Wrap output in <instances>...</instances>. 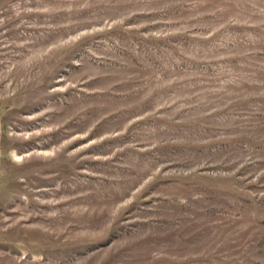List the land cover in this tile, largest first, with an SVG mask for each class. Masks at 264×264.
I'll list each match as a JSON object with an SVG mask.
<instances>
[{"label":"rangeland","instance_id":"rangeland-1","mask_svg":"<svg viewBox=\"0 0 264 264\" xmlns=\"http://www.w3.org/2000/svg\"><path fill=\"white\" fill-rule=\"evenodd\" d=\"M0 264H264V0H0Z\"/></svg>","mask_w":264,"mask_h":264}]
</instances>
